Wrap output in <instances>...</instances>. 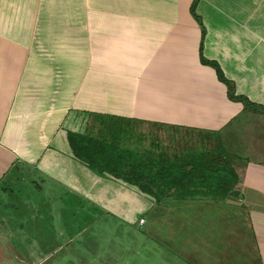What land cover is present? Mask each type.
Segmentation results:
<instances>
[{
    "label": "crops",
    "instance_id": "1",
    "mask_svg": "<svg viewBox=\"0 0 264 264\" xmlns=\"http://www.w3.org/2000/svg\"><path fill=\"white\" fill-rule=\"evenodd\" d=\"M191 2L0 0V183L15 164H26L106 212L127 210L132 196L145 209L157 205L136 187L77 161L67 131L95 125L90 113L113 115L127 125L154 127L150 141L126 135L147 148L162 143L161 131L172 144L189 141L196 132L222 131L243 114L213 68L199 60L201 30ZM195 11L205 28L204 57L219 64L237 94L264 105V0H199ZM248 168L251 174H244ZM238 174L233 194L248 211L253 254L244 237L220 247L204 232L193 234L204 227L203 210L223 207L207 199L157 205L181 231L171 244L182 252L168 253L184 264H264V162ZM183 214L185 223H178ZM213 221L205 220L209 230ZM241 240V250L228 249Z\"/></svg>",
    "mask_w": 264,
    "mask_h": 264
},
{
    "label": "rangeland",
    "instance_id": "2",
    "mask_svg": "<svg viewBox=\"0 0 264 264\" xmlns=\"http://www.w3.org/2000/svg\"><path fill=\"white\" fill-rule=\"evenodd\" d=\"M223 85L226 88V85ZM235 94H237L236 90ZM242 112L243 114L237 115L234 119H229L228 126L222 130L221 139L228 154L231 155V163L243 173L246 167L251 165L256 168L257 164L262 165L264 162V112L253 113L251 110ZM151 129L154 127L131 124L125 129V134L127 136L134 134L135 137L143 134L144 139L150 141L149 136L153 135ZM160 134L162 143H158L161 146L159 149L170 146L174 152H179L182 142L172 144L167 142L165 133L161 131ZM204 134L201 132L197 135ZM210 143L212 146V142ZM129 145L134 144L130 142ZM168 150L166 149L167 152ZM19 166L20 170L10 172L0 183V264H184L177 260L173 255L174 252L168 253L170 250L182 252L179 248L180 244L174 242H172L174 245L171 244L172 239L178 241L177 235L179 236L181 231L170 226L172 221L166 214L161 216V213H158L159 206L152 207L151 202L149 209H145L140 205L141 199L132 196L131 207L127 206V210L119 208L113 211L118 207L114 206L112 210L106 212L102 207L98 208L88 213L89 218L86 219L89 221L79 218L77 222L79 224L81 221L84 228L73 232L71 227L62 222L64 216L55 207L58 199L52 191L57 189L52 188L51 185L48 187L50 180L45 175L39 174L38 169L33 171L26 164ZM247 172L251 174L250 168L244 174ZM238 190L237 187L231 189L228 201L220 202L223 207L212 211L203 210L205 216L201 225L205 228L196 227L193 234L199 235L200 232H204L214 239L216 243L213 244L214 246L220 247H223L226 241H234L235 236L241 239L244 237L246 241L248 240L247 242L243 240V245L246 244L245 250L252 255L253 251L249 247L251 233L248 227V211L245 210L246 208L243 209L240 201L237 202L240 196L233 194ZM36 208L43 221L37 224L35 229L31 224ZM157 213L160 216L157 217ZM201 214L203 219V213ZM220 214L221 216L225 214L228 219L225 221L219 219ZM140 216L145 218L143 225L139 224ZM185 218L183 214L178 223L184 224ZM210 218H214L212 225L216 226L211 227V230L205 222ZM28 223L30 225L27 226ZM38 225H43L42 237L45 240L43 242L32 233L35 230L36 235L39 233ZM226 225H231L232 228L229 231L223 229ZM217 228L221 230L218 231ZM53 229L57 234L59 233V236H54L56 233ZM16 231L18 232L13 233ZM241 243L242 240L237 247H234L236 243L232 246L228 244V249L232 252L241 250ZM182 246H186L185 242H182ZM186 247L190 248L188 245ZM235 255L238 256L236 253ZM243 257L247 258L244 251Z\"/></svg>",
    "mask_w": 264,
    "mask_h": 264
},
{
    "label": "trees",
    "instance_id": "3",
    "mask_svg": "<svg viewBox=\"0 0 264 264\" xmlns=\"http://www.w3.org/2000/svg\"><path fill=\"white\" fill-rule=\"evenodd\" d=\"M198 1L192 0L189 9L201 30L198 51L201 64L213 68L217 79L226 85L229 100L240 102L245 111L264 112V105L254 103L243 94H235L234 82L224 75L219 64L215 60L204 57L202 41L205 28L195 11ZM89 115L93 117L92 122L95 125H88L84 132L67 131L68 145L75 159L97 175H109L136 187L151 197L154 204L159 205L169 201L185 203L188 200L200 202L205 199L213 200L212 202H225L231 195V189L239 184V171L230 161L231 155L228 154L225 143L221 139V130L207 131L202 136L197 135L201 139L196 137L193 140L189 138V141L180 139V143H183L182 148L179 152H174L170 146L159 149L161 146L158 144L147 148L129 145L130 138L125 134L128 125L120 117L93 113ZM154 147L159 150H153ZM166 149H169L168 152ZM16 167L15 164L11 172L21 169L19 166ZM49 185L57 189L52 193H55L58 199L55 207L64 216L62 222L71 227L73 232L82 230L84 226L81 221L78 224V219L89 221L86 219L89 218L88 213L98 210V207L85 198L70 193L57 182L51 181L48 187ZM2 189L5 188L2 187ZM39 214L36 208L33 216L36 220L32 217L33 224H31L35 226V229L36 225L43 221ZM38 226L40 230L37 235L35 230V237L43 242L45 241L42 237L43 225ZM53 232L56 233L55 229ZM54 236H59V233Z\"/></svg>",
    "mask_w": 264,
    "mask_h": 264
},
{
    "label": "built area",
    "instance_id": "4",
    "mask_svg": "<svg viewBox=\"0 0 264 264\" xmlns=\"http://www.w3.org/2000/svg\"><path fill=\"white\" fill-rule=\"evenodd\" d=\"M143 221H144V219H143V218H139V224H142V223H143Z\"/></svg>",
    "mask_w": 264,
    "mask_h": 264
}]
</instances>
